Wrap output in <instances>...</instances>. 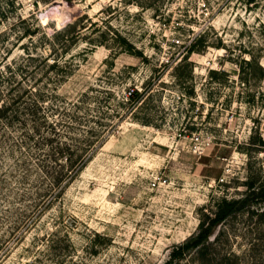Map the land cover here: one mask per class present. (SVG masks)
<instances>
[{
  "label": "rangeland",
  "instance_id": "obj_1",
  "mask_svg": "<svg viewBox=\"0 0 264 264\" xmlns=\"http://www.w3.org/2000/svg\"><path fill=\"white\" fill-rule=\"evenodd\" d=\"M0 264H264V0H0Z\"/></svg>",
  "mask_w": 264,
  "mask_h": 264
},
{
  "label": "trees",
  "instance_id": "obj_2",
  "mask_svg": "<svg viewBox=\"0 0 264 264\" xmlns=\"http://www.w3.org/2000/svg\"><path fill=\"white\" fill-rule=\"evenodd\" d=\"M215 219H217V217H216ZM215 221H216V220H212L211 223H214ZM199 228H200L201 231L203 230L204 226L202 225V223H200ZM201 234H202V236L199 235V237H198L199 239H197L198 241H200L201 238H202L204 241H207V240L210 239V235H208V233H207L206 230H203Z\"/></svg>",
  "mask_w": 264,
  "mask_h": 264
},
{
  "label": "built area",
  "instance_id": "obj_3",
  "mask_svg": "<svg viewBox=\"0 0 264 264\" xmlns=\"http://www.w3.org/2000/svg\"><path fill=\"white\" fill-rule=\"evenodd\" d=\"M132 94H133V91H131V92L129 93V96H132Z\"/></svg>",
  "mask_w": 264,
  "mask_h": 264
}]
</instances>
